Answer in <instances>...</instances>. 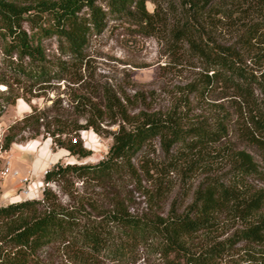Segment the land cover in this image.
I'll return each mask as SVG.
<instances>
[{
  "label": "rangeland",
  "instance_id": "374dc122",
  "mask_svg": "<svg viewBox=\"0 0 264 264\" xmlns=\"http://www.w3.org/2000/svg\"><path fill=\"white\" fill-rule=\"evenodd\" d=\"M41 1L0 0L22 11L38 7ZM188 1L148 0L147 9L155 14V26L146 28L108 18L105 30L90 38L82 65L69 70L62 81L53 80L32 90L25 81L16 82L7 69L3 53L5 44L0 39V105L3 111L0 150L11 127L14 128L11 134L15 135L11 148H4L6 152L1 153L0 206L29 199L20 200L18 180L2 178L6 157L22 176L31 177L38 188L36 198L41 199L46 187V169L51 170L56 164L97 163L107 155L113 141L111 133L118 130L120 124L130 128L131 123L144 115L166 117L172 113L186 126L200 122L212 125L218 118L228 117L230 133L226 139L191 158H183L178 149L167 153L160 140L155 139L133 159L132 169L112 182L70 179L51 184L57 202L82 208L94 218L117 211L147 218L180 216L187 212L204 182L216 179L231 186L235 179L231 170L239 152L250 155L263 176L248 179L237 188L250 197L264 195V154L240 134L245 102L220 85L215 84L210 90L204 87L206 72L201 62L182 45L173 42V31L188 14L185 6ZM205 1L210 2L212 12L221 7L226 13L216 14L208 28L212 39L224 45L238 44L243 52L251 50L250 55L263 47L260 43L247 45L246 36L249 26H264V0H196L199 4ZM33 13L41 15L36 10L23 15V29L27 31L26 19ZM42 45L50 59L58 57L55 39H46ZM13 101L15 103H9ZM30 115L34 116L27 127L22 120ZM39 115L44 120L37 123L34 118ZM88 123H93L98 132L92 127L77 131ZM59 130H63V135L57 133ZM52 133L61 139L79 136L90 155L71 156L53 144ZM222 213L212 232L198 234L189 241V253L199 256L211 243L227 240L236 232L247 230L249 225L264 221V209L253 222L230 210ZM83 255L63 244H54L44 248L31 264H118L103 257ZM195 260L190 263L176 254L165 256L155 249L142 247L135 260L120 264H264V240L255 244L237 242L228 254L212 262Z\"/></svg>",
  "mask_w": 264,
  "mask_h": 264
},
{
  "label": "trees",
  "instance_id": "16d2710c",
  "mask_svg": "<svg viewBox=\"0 0 264 264\" xmlns=\"http://www.w3.org/2000/svg\"><path fill=\"white\" fill-rule=\"evenodd\" d=\"M147 2L43 0L38 7L26 11L0 2V39L5 44L6 67L16 82L25 81L31 90L53 80L62 81L69 70L83 64L90 38L105 30L108 18L133 22L141 28L155 26V14L149 13ZM185 6L188 14L172 33L174 44L182 45L201 62L206 72L204 87L210 90L217 84L242 98L246 113L239 127L240 134L264 154V26L253 24L247 28L246 44L263 45L250 55L251 50L243 52L238 44L224 45L212 39L208 28L216 14L226 15L224 9L216 7L218 11L212 12L209 1L199 4L196 0L185 2ZM35 10L41 15L33 13L26 19L27 31L23 29V15ZM46 39L57 41L58 57L50 59L47 56L42 45ZM2 113L0 105V119ZM33 116L25 117L22 122L30 126ZM34 120L38 123L44 119L39 115ZM228 122V117H220L212 125L200 122L186 126L174 113L166 117L144 115L131 123L130 128L120 124L118 130L111 133L113 141L109 151L97 163L54 165L44 177L46 187L41 199L0 206V264H31L44 248L54 244H63L79 255L103 257L118 264L135 260L142 247L155 249L165 256L173 253L190 263L200 258L212 262L228 254L237 242H262L264 221H258L227 240L211 243L199 256L189 253V241L198 234L212 232L222 212L230 210L253 222L263 211L264 195L250 197L237 188L248 179L263 176L253 158L245 152L236 154L231 170L235 179L231 186L216 179L204 182L187 212L180 216L147 218L117 211L94 218L82 208L58 203L50 187L70 179L112 182L131 170L133 159L155 139L160 140L167 153L178 149L183 158H191L226 139L230 133ZM90 127L98 132L93 123L77 131ZM13 129L11 127L4 138L5 149H10L14 143ZM57 133L63 135L64 132ZM51 137L55 146L71 156L90 155L79 136L61 139L52 133Z\"/></svg>",
  "mask_w": 264,
  "mask_h": 264
},
{
  "label": "built area",
  "instance_id": "2783aa9c",
  "mask_svg": "<svg viewBox=\"0 0 264 264\" xmlns=\"http://www.w3.org/2000/svg\"><path fill=\"white\" fill-rule=\"evenodd\" d=\"M3 150L4 147H2V149L0 150V158H2L1 153ZM4 152L6 151L4 150ZM48 171L49 170L47 169L44 171V177L48 173ZM1 176L3 179L11 178L13 180H18L20 182L21 184V186L19 187L20 192L18 193L20 200L28 199V198L30 199L32 196H34L35 198L39 196L37 191L38 188L35 186V183L32 181L31 177L22 176L20 172L14 168L13 162L9 157H6L4 160V165L1 170Z\"/></svg>",
  "mask_w": 264,
  "mask_h": 264
}]
</instances>
